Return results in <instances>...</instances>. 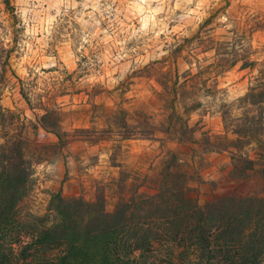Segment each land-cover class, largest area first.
Returning <instances> with one entry per match:
<instances>
[{
	"label": "rangeland",
	"instance_id": "374dc122",
	"mask_svg": "<svg viewBox=\"0 0 264 264\" xmlns=\"http://www.w3.org/2000/svg\"><path fill=\"white\" fill-rule=\"evenodd\" d=\"M10 3L15 18L0 0V47L10 49L0 105L13 120L7 114L0 119V143L11 131H22L28 140L25 153L33 174L31 190L18 207L22 224L50 222L49 200L58 190L93 201L102 188L111 210L120 171L128 176L126 196L130 184L152 195L171 155L200 205L224 194L264 199V159L244 181L232 182L229 156L203 144L207 137L232 138L220 112L239 115L236 99L258 72L243 68L231 52L238 50L237 59L264 61V0ZM0 55L3 59L5 53ZM175 74L178 99L170 89ZM180 92L181 101L195 106L188 112ZM172 106L192 129L194 143H179L168 130ZM45 107L66 132L63 145L40 126ZM255 149L251 145L245 152L253 158ZM24 232L13 245L12 264L30 260L17 257L30 238L31 231ZM153 249L159 264H189L176 244L155 243Z\"/></svg>",
	"mask_w": 264,
	"mask_h": 264
},
{
	"label": "trees",
	"instance_id": "16d2710c",
	"mask_svg": "<svg viewBox=\"0 0 264 264\" xmlns=\"http://www.w3.org/2000/svg\"><path fill=\"white\" fill-rule=\"evenodd\" d=\"M3 4L15 18L10 0H3ZM0 52L5 53L3 59L0 55L1 80L10 49L0 47ZM238 53L231 52L234 61L240 60L243 68L256 69L258 75L245 94L236 99L238 116L229 118L228 109L220 112L224 131L232 138L217 136L215 142L207 137L203 142L205 149L229 156L228 177L232 182L244 181L256 161L264 159V61L237 59ZM178 84L175 74L170 86L173 99L179 97L175 88ZM179 95L185 112L195 107L193 103L187 106L185 100L181 101V92ZM42 111L40 126L56 137L57 145H63L66 132L57 116L47 107ZM171 112L168 130L174 131L177 142L194 143L192 129L176 115L173 106ZM5 114L13 120L12 113L0 105V119ZM27 141L22 131H11L0 143V264H12L13 245L26 229L31 231L30 238L17 257L22 261L30 257L27 264H159L153 245L163 242L182 247L181 257L189 264H264V199L224 194L200 205L173 155L161 168L152 195L138 193L137 186L130 184L126 196L128 176L120 171L118 197L111 210H107L102 188L93 201L63 196L58 190L49 200L53 216L50 222L40 227L22 224L17 219L18 207L31 190L33 174L25 153ZM251 145L256 147L253 158L245 152ZM54 251L55 256L48 258Z\"/></svg>",
	"mask_w": 264,
	"mask_h": 264
}]
</instances>
